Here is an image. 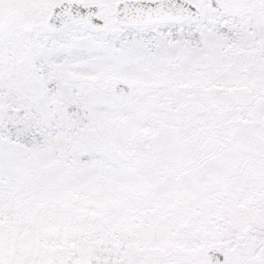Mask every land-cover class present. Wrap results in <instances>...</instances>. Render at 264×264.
<instances>
[{"label":"snow or ice","instance_id":"1","mask_svg":"<svg viewBox=\"0 0 264 264\" xmlns=\"http://www.w3.org/2000/svg\"><path fill=\"white\" fill-rule=\"evenodd\" d=\"M0 264H264V0H0Z\"/></svg>","mask_w":264,"mask_h":264}]
</instances>
